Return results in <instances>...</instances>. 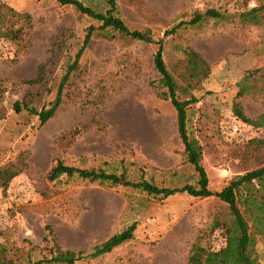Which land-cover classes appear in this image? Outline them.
<instances>
[{
  "label": "rangeland",
  "instance_id": "rangeland-1",
  "mask_svg": "<svg viewBox=\"0 0 264 264\" xmlns=\"http://www.w3.org/2000/svg\"><path fill=\"white\" fill-rule=\"evenodd\" d=\"M78 1L97 12L109 6L108 0ZM262 4L264 0H114L112 13L128 29L147 28L153 38L162 37V59L179 85L178 96L195 98L186 111V130L200 147L211 190L264 166V129L233 114L240 107L254 117L263 106L264 10L256 23L239 16ZM7 8L28 13L32 20L31 44L24 53L15 54L14 46L0 39V168L9 162L24 166L4 188L0 175V244L8 253L34 260L48 256L53 242L62 249L87 251L133 221L130 240L74 264H184L196 237L210 248L221 246V229L213 223L226 222L229 215L226 204L213 196L159 198L75 175L44 178L60 160L124 173L131 181L194 184L174 110L150 83L158 78L152 64L156 44L108 28L97 30L79 57V68L63 85L53 116L39 125L32 111L53 99L65 62L86 28L99 23L54 0H0V24L9 23ZM206 9L219 17L162 36L171 25ZM186 47L199 57L184 55ZM242 86L244 92L237 95ZM248 253L264 264L259 239Z\"/></svg>",
  "mask_w": 264,
  "mask_h": 264
},
{
  "label": "trees",
  "instance_id": "trees-1",
  "mask_svg": "<svg viewBox=\"0 0 264 264\" xmlns=\"http://www.w3.org/2000/svg\"><path fill=\"white\" fill-rule=\"evenodd\" d=\"M54 1L62 5H71L78 12L97 21L99 25L97 27L88 26L86 28L72 58L65 62L53 99L47 106H42L37 111H32L37 116L38 124L42 125L53 116L61 101L60 92L63 85L66 83L70 72L79 68V57L91 37L96 34L98 35L97 30L102 31L108 28L133 40L154 43L156 44V49L152 56V64L158 74V78L150 83L156 89V94L162 99H167L174 110L176 133L182 144L186 161L194 170L195 181L194 184H184L181 186H162L147 180L131 181L127 179L124 173L115 174L105 172L99 168H79L66 165L60 160H56L45 171L44 178L47 181H54L61 175L67 177L75 175L89 182L107 181L111 184L138 189L148 195L159 198H165L177 193H185L198 198L213 196L226 204L229 215L228 221L222 222L215 220L213 223V226L221 229L222 244L218 248H210L209 246L203 245L199 237H196L189 246L184 264H260L250 257L248 252L253 247L256 238L264 245V166L247 170L229 179L218 190L209 189L206 172L200 163V147L194 140L189 138L186 130V111L189 105L195 101V98L192 96L180 98L178 96L179 85L167 73L162 59V37L153 38L147 28L141 30L128 29L112 13L114 0H108L109 6L103 12H97L83 5L78 0ZM262 10H264V4L258 7H251L241 12L239 16L242 21L256 23L258 21L257 14ZM7 11L9 13V23L1 22L0 39L13 45L15 54L24 53L31 44V16L25 12H14L10 8H7ZM208 17L217 18L219 14L212 9H206L201 13L197 12L189 19L178 21L171 25L162 32V36L172 35L179 28L198 24ZM181 51L186 56L193 55L199 57L195 51L188 47L182 48ZM251 74L252 71L247 73V75ZM37 79H29L26 81L34 82ZM242 92H244V86L239 87L237 95H240ZM14 107L16 108V104H14ZM233 114L245 124L264 129V102L261 112L254 117L245 116L240 107L234 109ZM23 167V162L18 165L9 162L0 168V175L3 178V188L10 178L23 170ZM44 229L49 235H52V231L48 225H44ZM134 229L135 222L133 221L119 232L113 233L102 242L93 245L87 251L62 249L53 242L48 249V256L42 255L34 260L26 259L25 261H21L14 254H9L7 249L0 244V264H74L78 260L96 258L99 255L109 252L112 248L125 243L132 238ZM210 233L211 231L209 230ZM42 240H46V236H43Z\"/></svg>",
  "mask_w": 264,
  "mask_h": 264
}]
</instances>
